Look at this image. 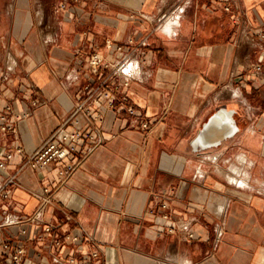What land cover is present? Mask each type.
Returning a JSON list of instances; mask_svg holds the SVG:
<instances>
[{"label": "crops", "instance_id": "obj_1", "mask_svg": "<svg viewBox=\"0 0 264 264\" xmlns=\"http://www.w3.org/2000/svg\"><path fill=\"white\" fill-rule=\"evenodd\" d=\"M94 53L128 56L135 78L79 114L103 142L28 222L57 166L21 163L109 75L90 72ZM219 109L235 133L209 123ZM0 116V184L16 180L0 198V264L17 247L20 264L91 250L93 264H264V0H0ZM59 223L93 242L57 253L42 230Z\"/></svg>", "mask_w": 264, "mask_h": 264}, {"label": "built area", "instance_id": "obj_2", "mask_svg": "<svg viewBox=\"0 0 264 264\" xmlns=\"http://www.w3.org/2000/svg\"><path fill=\"white\" fill-rule=\"evenodd\" d=\"M115 50L122 51V47H117ZM88 68L91 73H97L101 68L110 69L111 71L100 85L93 86L89 84L85 86L84 90L86 94L84 98L73 106L67 117L21 163L20 168L27 167L33 171L54 165L57 166L55 185L53 187H43L41 192L36 195L39 200V206L35 213L27 218L28 222L32 223L40 220L45 208L52 203L55 191L67 183L75 171L82 167L88 155L103 142L102 135L93 121H89L85 116L81 119L79 118V114L88 113L90 106L98 105L102 99L106 100L109 107L113 106L114 101L110 96L113 79L121 77L122 83L120 85L127 86L129 81L135 78L138 64L134 63L128 56L122 57L114 64H109L104 62L99 54L94 53L89 58ZM256 69L260 68L256 67ZM116 86L115 88L117 89ZM129 111L132 112L131 109ZM96 120H101L100 115L96 116ZM144 126H146L145 123ZM10 130L11 125L7 123L5 116H0V131L8 132ZM17 152H21V150L18 149ZM12 156V152H7L5 159L9 160ZM15 181L14 175L6 178L0 184V198H8L9 188L15 185ZM162 207L165 208V205H162ZM163 218L167 219V216L164 215ZM67 219L72 220L70 215H67ZM19 221L17 219L15 222ZM60 228L61 224L59 223L56 225H46L42 230V234L52 235L51 244L57 253H60L67 245L93 242L92 236L78 223L75 226L76 233L69 232L68 230L58 232ZM167 231L173 233L175 228L168 227ZM160 232H163V230L161 229ZM218 235H220V231ZM187 237L192 238L193 235L188 234ZM39 239L43 240V236H40ZM0 247L3 252L10 250L7 242H3ZM24 253V248L17 247L10 254L11 263L20 264ZM98 258L99 252L95 250L84 253L79 257H76L74 254H67L65 256L67 264H93Z\"/></svg>", "mask_w": 264, "mask_h": 264}, {"label": "water", "instance_id": "obj_3", "mask_svg": "<svg viewBox=\"0 0 264 264\" xmlns=\"http://www.w3.org/2000/svg\"><path fill=\"white\" fill-rule=\"evenodd\" d=\"M223 118L227 121V123L229 125H231L230 130H229V134H233L237 131V129L235 127H233V121L231 120V113L230 112H227L225 111L224 109H219L210 119L209 123L219 119V118ZM208 126V125H207ZM207 126L204 127V129L202 130L201 134H205L206 131H207Z\"/></svg>", "mask_w": 264, "mask_h": 264}, {"label": "bare ground", "instance_id": "obj_4", "mask_svg": "<svg viewBox=\"0 0 264 264\" xmlns=\"http://www.w3.org/2000/svg\"><path fill=\"white\" fill-rule=\"evenodd\" d=\"M228 175V174H227ZM230 177V176H229ZM230 181V180H229ZM239 183V182H238Z\"/></svg>", "mask_w": 264, "mask_h": 264}]
</instances>
